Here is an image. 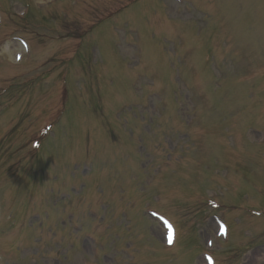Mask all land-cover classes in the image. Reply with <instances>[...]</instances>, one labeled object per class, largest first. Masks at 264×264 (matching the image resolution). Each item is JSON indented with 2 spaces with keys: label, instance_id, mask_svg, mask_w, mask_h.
Listing matches in <instances>:
<instances>
[{
  "label": "rangeland",
  "instance_id": "rangeland-1",
  "mask_svg": "<svg viewBox=\"0 0 264 264\" xmlns=\"http://www.w3.org/2000/svg\"><path fill=\"white\" fill-rule=\"evenodd\" d=\"M48 1L0 0L5 42L23 36L32 44L17 65L0 56V264H85L92 250L87 235H107L101 212L91 214L95 221L81 218L89 206L111 214L107 219L128 215L133 232L123 237L135 234L140 249L134 260L151 263L156 251L148 240L164 245V227L139 209L174 215L185 228L191 222H184V209H176L200 206L210 194L237 207L232 217L243 219L253 233L244 244L250 229L238 224L229 242L244 247L235 254L228 244L226 254L214 249L213 255L218 261L227 257L226 264L263 263L264 244L253 246L264 243V230H257L264 229V0H130L124 8L129 0H75L63 7L56 0L43 6ZM14 76L23 78H13L16 85L9 89L4 80ZM177 77L190 90L184 87L175 100ZM24 80L32 89L21 95L23 102H9V93L17 94ZM170 92L166 109L159 110L158 95ZM22 116L31 121L16 122ZM43 127L47 132L38 138L35 154L11 160L13 138L30 147ZM165 140L170 152L161 158L157 141L163 146ZM159 164L162 171L149 182L150 167ZM65 206L74 220L62 236L53 211L65 212ZM206 207L223 216L221 206ZM204 210H193L202 228L196 238L182 232L176 257L163 247L157 252L163 264L174 258L189 263L198 255L196 241L205 245L214 236L215 220L200 221ZM71 244L74 253L67 252L63 262L60 249ZM111 255L106 264L124 259ZM203 257L193 264H205Z\"/></svg>",
  "mask_w": 264,
  "mask_h": 264
},
{
  "label": "bare ground",
  "instance_id": "bare-ground-1",
  "mask_svg": "<svg viewBox=\"0 0 264 264\" xmlns=\"http://www.w3.org/2000/svg\"><path fill=\"white\" fill-rule=\"evenodd\" d=\"M10 50H11V53H13L14 47L12 48V46H10V45L4 47V51H10Z\"/></svg>",
  "mask_w": 264,
  "mask_h": 264
}]
</instances>
